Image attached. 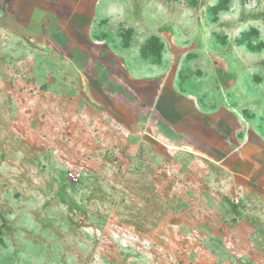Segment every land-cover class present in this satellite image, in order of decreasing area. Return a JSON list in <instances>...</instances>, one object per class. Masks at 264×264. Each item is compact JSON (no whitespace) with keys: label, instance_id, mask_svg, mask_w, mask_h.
Segmentation results:
<instances>
[{"label":"rangeland","instance_id":"rangeland-1","mask_svg":"<svg viewBox=\"0 0 264 264\" xmlns=\"http://www.w3.org/2000/svg\"><path fill=\"white\" fill-rule=\"evenodd\" d=\"M0 264H264V0H0Z\"/></svg>","mask_w":264,"mask_h":264}]
</instances>
